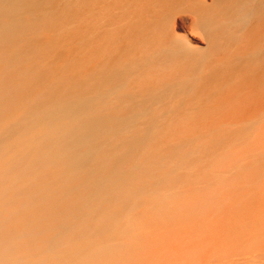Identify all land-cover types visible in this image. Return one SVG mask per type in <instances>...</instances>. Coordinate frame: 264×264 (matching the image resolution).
Returning a JSON list of instances; mask_svg holds the SVG:
<instances>
[{
	"label": "bare ground",
	"instance_id": "bare-ground-1",
	"mask_svg": "<svg viewBox=\"0 0 264 264\" xmlns=\"http://www.w3.org/2000/svg\"><path fill=\"white\" fill-rule=\"evenodd\" d=\"M263 135L264 0H0V264L167 255Z\"/></svg>",
	"mask_w": 264,
	"mask_h": 264
},
{
	"label": "rangeland",
	"instance_id": "rangeland-1",
	"mask_svg": "<svg viewBox=\"0 0 264 264\" xmlns=\"http://www.w3.org/2000/svg\"><path fill=\"white\" fill-rule=\"evenodd\" d=\"M262 139L264 140V135ZM236 145L237 143L232 144L229 149H242V147L246 149L239 164H243L248 155L260 153L256 149L257 146ZM237 156L238 154L231 157L223 156L222 159H227L225 162L227 166L228 163L235 161ZM215 169L219 172L222 171V169ZM257 176L255 181L246 180L245 186L236 183L237 180H235L232 186L221 187L218 190V205L212 202L191 204L189 209L191 213H196L197 226L191 227L188 231H175L170 237L172 243L166 250L167 255H160L149 262L139 264H211L208 259L213 257L212 262H215L214 258L218 253H222L218 258L220 260L227 253L245 255L252 251H263V246L260 243L264 242V170H258ZM197 208L201 210H197ZM227 219L231 220L233 228L229 233L225 232L226 235L221 232L220 234L217 224ZM179 256L182 257L180 261ZM240 258L239 256H230L229 260L232 262H228V259L225 262L233 264L239 262Z\"/></svg>",
	"mask_w": 264,
	"mask_h": 264
}]
</instances>
